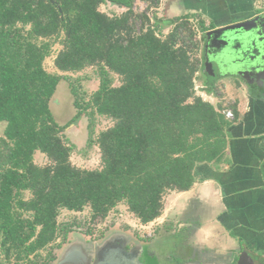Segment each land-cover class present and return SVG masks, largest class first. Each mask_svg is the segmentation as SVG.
Segmentation results:
<instances>
[{
    "label": "trees",
    "instance_id": "1",
    "mask_svg": "<svg viewBox=\"0 0 264 264\" xmlns=\"http://www.w3.org/2000/svg\"><path fill=\"white\" fill-rule=\"evenodd\" d=\"M106 3L126 9L110 15L101 10ZM190 18L167 21L173 28L161 35L160 20L136 12L134 0H0V233L8 255L55 243L62 210L88 208L96 221L125 205L141 223L152 222L170 192L192 188L200 164L220 163L239 111L232 105L230 119L223 102L196 94L205 66ZM199 26L208 29L202 20ZM57 41L54 65L64 74L44 67ZM88 67L99 87L88 101L74 100L78 111L62 125L50 100L67 73ZM205 84L215 93L214 81ZM88 110L113 121L94 140L97 168L73 164L74 146L63 135ZM36 152L49 163L37 164ZM27 190L31 197L23 198Z\"/></svg>",
    "mask_w": 264,
    "mask_h": 264
},
{
    "label": "crops",
    "instance_id": "2",
    "mask_svg": "<svg viewBox=\"0 0 264 264\" xmlns=\"http://www.w3.org/2000/svg\"><path fill=\"white\" fill-rule=\"evenodd\" d=\"M173 4L184 14L205 15L207 19L201 20L208 30L213 24L242 20L248 9L259 8L258 0H175ZM219 12L224 22H210ZM226 81L223 97L237 105L239 118L228 130L220 163L200 164L190 190L170 192L162 215L147 224L140 222L147 232L157 224L150 241L127 234V244L143 245L149 264H237L244 251L264 264V85L246 88ZM209 97L214 104L219 100L215 93ZM167 242L171 246L165 250ZM74 243L79 245L75 241L63 249Z\"/></svg>",
    "mask_w": 264,
    "mask_h": 264
},
{
    "label": "rangeland",
    "instance_id": "3",
    "mask_svg": "<svg viewBox=\"0 0 264 264\" xmlns=\"http://www.w3.org/2000/svg\"><path fill=\"white\" fill-rule=\"evenodd\" d=\"M174 2L175 0H159L157 3H155L154 0H134V10L136 12H142L146 10L148 16L152 18V24L156 23V18L159 19L161 23V32L158 31V33L165 35L173 28V25L167 24V21L173 18H182L187 15L184 14V9H178L175 6L176 4H173ZM260 3L261 0H258V6H260ZM125 9V7H121L113 3H106L101 6V10L110 15H119L124 12ZM248 11L251 10L248 9ZM248 11H246V13H248ZM253 11L256 10L253 9ZM238 12L243 14V12H240V10H237L236 13ZM189 16L191 17L189 21L195 27L197 33L194 40L200 42L199 50L195 56L203 58L204 32H202L201 29L197 30V28H200L198 19L201 20L202 18H207L205 15L192 16V14H189ZM61 48L62 45L57 41L52 48L50 56H48L44 61V67L50 73L64 74L57 70L54 65L55 56ZM67 74L68 76L66 78H62L59 81L56 92L50 100L51 111L55 119L62 125L70 121L78 111L74 104V100L78 97L81 98V100L83 99L88 101L92 93L98 89L100 84V78L96 73V68L94 67H88L80 72ZM198 74L199 79L195 82V90L197 95L202 96L205 100L210 102L213 101L212 98L209 97L210 94H208L205 90V83H207V81H214L215 95L219 98L218 101H215V104L219 102H223V104L227 106H232L234 104L232 101H228L227 98L224 99L223 97L227 95V93H224V90L222 89L227 83L226 80H229L227 77L219 78L218 76L213 75L212 72H207L206 74L203 70ZM114 78V85H120L119 77L114 75ZM197 85L198 88L196 89ZM243 86L245 85L240 84V87ZM91 112L92 110H88L77 124L67 127L63 133L69 144L74 146L71 161L76 166L84 168H97L101 166L100 149L94 140L97 139L101 131L113 124L111 119L99 116L97 114H92ZM4 128L5 123L1 122L0 136L4 134ZM34 160L39 165H46L49 163L46 155L41 152L35 153ZM22 197L29 198L31 197V193L28 190L23 191ZM136 220L137 218L128 211L125 205H119L116 209L109 213L107 218L103 220L98 219L96 221L91 219V211L88 208L81 212L62 210L58 217V224L62 229L67 227L69 229L71 227L78 226L83 227L84 229L91 228L93 230L92 235H77L76 233L74 234V232H71L69 235H73L74 240L78 237H82L85 240L89 238L93 241L95 237H99L101 238L100 241H103L108 236H110L111 233L116 231L132 235H144L146 238H148V240L151 239L156 233V227H158L157 224H154L153 227H151V235H149L147 231H145L146 229L140 224V221ZM62 238L63 236L58 238L55 245L62 244V247L65 248L68 246V243L66 242L69 240L67 238L65 240ZM170 246L171 243H168L164 249L167 250L170 248ZM55 247H60V245ZM55 247L53 248L50 246L49 248L40 250L39 260L42 262L44 259L48 258L50 251L54 252ZM63 248L58 249L62 251ZM58 249L57 251H59ZM75 258L79 261H84V257Z\"/></svg>",
    "mask_w": 264,
    "mask_h": 264
},
{
    "label": "water",
    "instance_id": "4",
    "mask_svg": "<svg viewBox=\"0 0 264 264\" xmlns=\"http://www.w3.org/2000/svg\"><path fill=\"white\" fill-rule=\"evenodd\" d=\"M264 21L263 14L256 15L252 18L240 20L237 22H227L222 25H217L216 28L205 31L204 43L206 48H218L217 43L223 42L225 45L221 48L223 51H218L219 54L213 55L211 60L204 62L206 72H212L213 75H226L231 71H236L237 68L226 69L227 62L230 66H238L244 64L245 61L237 60V57L245 56L247 53L254 54L257 45L260 49L264 46V26L261 24ZM264 53V49L261 50ZM216 50H214V54ZM261 59V60H260ZM261 61L260 70L264 71V56H260ZM227 61V62H226ZM252 63V62H251ZM219 69L216 73L213 69ZM236 69V70H235ZM248 70L253 71L250 66ZM243 73V72H241ZM112 239V238H111ZM105 239L100 244L97 243V252L95 253L97 259L99 257L98 250L109 249L107 255H100L102 264H149L145 259V250L143 245L137 247L136 245L127 249L126 241L123 243L111 245L110 240ZM74 243L73 245H76ZM77 246V245H76ZM76 246L69 251L68 256L63 257L57 264H80L82 261L76 259ZM74 252V253H72ZM237 264H257L248 252L244 251L239 256Z\"/></svg>",
    "mask_w": 264,
    "mask_h": 264
},
{
    "label": "flooded vegetation",
    "instance_id": "5",
    "mask_svg": "<svg viewBox=\"0 0 264 264\" xmlns=\"http://www.w3.org/2000/svg\"><path fill=\"white\" fill-rule=\"evenodd\" d=\"M240 12H243V11H240ZM220 13L221 12L217 13L218 15H216V17L214 16L215 18L214 17L210 18V22L216 23L218 20L221 22H224V21H222V20H224V16ZM259 14H263V16H264V13L262 12V10L260 8H258L257 11H253V9H252L251 11H248V13L245 12L243 14L244 18L242 20L252 18V17L259 15ZM237 21H240V20H236L235 22H237ZM261 24L264 26V21ZM216 27H213L211 29H214ZM263 30H264V28H263ZM224 45L225 44L223 42H218L217 43L218 48L216 49L215 47L214 48H206V44L204 43V48H203L204 62L207 60H211L213 55H217V54H219L220 51H223V50H221V48ZM262 49H264V47ZM262 49H260L257 45V49H256V52L254 54L247 53L245 56H241V57L238 56L237 60L245 61L244 64H242V65H238V66L234 67V66H230L231 63L229 62V64H228V62L226 61L227 62L226 69L230 70L233 68H237V70L235 69L236 71H231L230 73H227L226 75H220L218 77L219 78L220 77H223V78L227 77L231 82L232 81L234 83L238 82L239 84L245 85L247 88L258 87V89H259L260 86L264 85V71L260 70V65H261L260 60L261 59L259 60L260 56H264V53H262V51H261ZM214 50H216L215 54H214ZM250 66L252 67L253 71L248 70V68ZM218 70L219 69L214 68L213 72L216 73ZM241 72H243V73H241ZM23 217L24 218L28 217L27 213L23 214ZM63 229H64V231H63ZM63 229H62L63 232L61 231L62 233L58 238L63 236L64 240L66 238L69 240V237H70L69 234H71V232H74V234L76 233L77 235H80V234L92 235V232H93V230L90 228L84 229L83 227H78V226L77 227H71V228L67 229L66 232H65V228H63ZM138 237H139L138 240L141 242H147V241H150L152 239L151 238L148 240V238H146L144 235H141V236L138 235ZM81 239L84 240V238L78 237V239H75L73 241V242L78 241L79 245H77V244H76L77 246L71 245V247H69L68 249H65V250L63 249L62 251H60L58 249V248H61V249L63 248L62 244H58V245H60V247H55L58 245L57 244L55 245L56 242L53 243L50 246H52L53 248L55 247L54 252L50 251L49 257L44 259L41 262L39 260V252L40 251H38V250H34L33 252L28 253V254L23 253V258L18 257L15 249H12L10 251V255H8L7 250H6L7 245H6V240H5V234L0 233V264H57L61 259H63V257L68 256L69 250L73 249L75 246H76L75 252H78L76 254L77 257H84V261L80 264H102V262H101L102 258H100V255H104V256L107 255L110 248L104 249V250L99 249L98 250L99 257L97 259V256L95 254L97 252V246L95 243L97 241H100L101 238L95 237L93 241L89 238L87 240H84V241H81ZM106 239L107 240L111 239L110 244L114 245V244H117L118 242L123 243V241H125V239H128V236L125 233H122L120 231H116V232L111 233L110 236H108ZM104 240L100 241V243L104 242ZM73 242L67 241L66 243L71 244ZM168 243H170V242H167V244ZM27 244H29V242H27L26 245ZM132 246H133L132 243L127 244L128 249H130ZM137 247H139V246H137ZM57 249L59 251H57Z\"/></svg>",
    "mask_w": 264,
    "mask_h": 264
},
{
    "label": "built area",
    "instance_id": "6",
    "mask_svg": "<svg viewBox=\"0 0 264 264\" xmlns=\"http://www.w3.org/2000/svg\"><path fill=\"white\" fill-rule=\"evenodd\" d=\"M259 8L262 10V12L264 13V0H261L260 6ZM198 88V85L196 86V89ZM224 113L226 114V116L230 119L234 118V112L232 109H225ZM143 227V226H142ZM149 235H151V232H147Z\"/></svg>",
    "mask_w": 264,
    "mask_h": 264
}]
</instances>
